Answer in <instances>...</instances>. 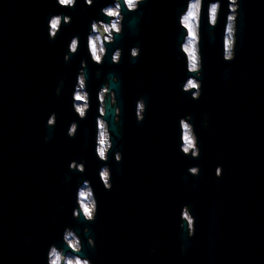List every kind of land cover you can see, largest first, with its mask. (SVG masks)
I'll list each match as a JSON object with an SVG mask.
<instances>
[{
  "label": "water",
  "instance_id": "water-1",
  "mask_svg": "<svg viewBox=\"0 0 264 264\" xmlns=\"http://www.w3.org/2000/svg\"><path fill=\"white\" fill-rule=\"evenodd\" d=\"M101 1L89 7L79 0L74 10L79 17L95 15ZM183 7L184 0H148L139 16L125 10L124 34L116 41L126 37L138 44L140 58L130 57V46L122 64H112L108 51L104 64L93 66L92 108L70 139L67 128L79 119L71 106L79 66L75 56L69 63L63 59L69 33L55 41L47 33L49 16L64 8L56 0H0V264H46L48 245L61 242L66 225L79 232L82 255L93 264H264V0H242L237 55L230 63L222 58L227 3L213 35L205 5L204 92L198 100L180 88L187 76L178 47ZM111 74L119 77L113 87L123 111V130L112 124L113 152H123V163L114 156L109 161L113 188L106 191L94 151L96 94ZM141 95L148 111L138 124L135 101ZM53 111L58 122L49 128ZM187 113L199 136V159L179 151L178 121ZM73 159H84L87 171H70ZM194 165L199 176L187 172ZM85 179L99 201L87 234L85 223L72 217L77 183ZM184 203L197 218L192 238L179 228Z\"/></svg>",
  "mask_w": 264,
  "mask_h": 264
},
{
  "label": "clouds",
  "instance_id": "clouds-1",
  "mask_svg": "<svg viewBox=\"0 0 264 264\" xmlns=\"http://www.w3.org/2000/svg\"><path fill=\"white\" fill-rule=\"evenodd\" d=\"M96 0H83L89 7L94 6ZM225 2L227 3V13L224 16V34L222 58L225 62H232L236 59L239 33V18L242 0H184V7L177 14V25L183 31V38L178 42L179 51L184 56L187 76L181 83V91L190 94L193 100L201 98L204 92L203 70V40L206 18L209 35L214 34V30L219 26L221 15L225 12ZM61 8L75 9L79 0H56ZM148 3V0H106L104 6L100 8V14L104 18H93L87 34L88 56L80 60V68L76 74V82L72 92V109L79 118L71 121L67 128V136L75 139L79 133V120H86L92 108V96L88 87L89 81V59L94 65L102 66L108 58L109 45L115 43L117 36L124 34L125 10L129 13L140 14L141 6ZM72 22V16L64 12H57L49 16L47 20L48 39L55 41L65 26ZM139 31V28L136 29ZM81 38L78 34L71 37L67 44V51L64 54V62L69 63L74 55L79 53ZM141 47L137 44L129 49V55L133 60H138L141 55ZM123 59V49L116 47L111 53V62L119 64ZM96 75H100L99 67ZM119 84V77L111 74L97 91V111L95 124L94 151L96 158L101 162L98 169V177L106 191L113 188V172L109 161L113 158L118 164L123 163V152L115 151V141L113 139L112 124L117 125V131H122L121 118L122 108L119 105L117 89L113 84ZM64 81L61 78L55 88V94L59 96L62 92ZM109 108L113 110L111 121L108 119ZM148 111V101L143 95L135 101V118L138 124H142ZM203 123L208 125L207 113L203 114ZM58 122L55 111L49 114L46 124L49 128H54ZM179 151L192 159H199L201 148L199 136L197 135L193 117L187 113L179 117ZM45 141L49 139L44 137ZM69 170L73 172L85 173L87 171L84 159H73L69 162ZM121 171L120 168L116 169ZM187 172L192 176H199L201 169L199 165L190 166ZM216 178L223 175V165L218 164L215 169ZM99 214V201L96 197L95 188L89 179L77 183L75 192V206L72 209V217L77 221L85 223L84 233H90L88 224L95 223ZM197 218L193 214L192 205L184 203L179 212V228L187 232V236L192 238L196 234ZM87 244L90 248L96 247V240L93 235L87 236ZM84 250V240L79 232L71 225H66L62 232L61 242L55 241L48 245L46 252V264H93V260L82 255ZM155 251V249H150ZM181 255L187 253V245H180Z\"/></svg>",
  "mask_w": 264,
  "mask_h": 264
},
{
  "label": "flooded vegetation",
  "instance_id": "flooded-vegetation-1",
  "mask_svg": "<svg viewBox=\"0 0 264 264\" xmlns=\"http://www.w3.org/2000/svg\"><path fill=\"white\" fill-rule=\"evenodd\" d=\"M104 4L106 3V0L101 1ZM58 12H64L65 14L71 15L72 16V22L70 24H68L67 26H65L64 28V32H68L70 35V39L73 35L78 34L81 38V47L79 50V53L77 55H74V64L79 68H80V60L82 57H87L88 56V51H87V34H88V29L90 27V21L93 18H104L101 16L100 13L95 14V15H90L88 14L87 16H80L82 18H80L77 14V12L74 9H67L64 8L61 11ZM128 14H125V17H127ZM126 19V18H125ZM139 28V27H137ZM136 28V29H137ZM69 39V41H70ZM134 42H129V40L125 37L122 38L121 41H115V43L109 45V51L110 53H112V51L116 48V47H121L123 49V57L126 56L129 47L134 46ZM130 47V48H131ZM124 58L122 59V61L120 62L121 64L123 63ZM113 64V63H112ZM118 65V64H115ZM94 64L91 62V60L89 59V67H88V72L91 74L92 73V69H93ZM78 68V70H79ZM119 69V68H118ZM108 71L114 72L113 70V65H108L107 67ZM115 71L117 72V70L115 69Z\"/></svg>",
  "mask_w": 264,
  "mask_h": 264
}]
</instances>
